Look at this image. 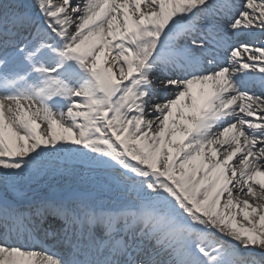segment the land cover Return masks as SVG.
<instances>
[{"label": "snow or ice", "instance_id": "obj_1", "mask_svg": "<svg viewBox=\"0 0 264 264\" xmlns=\"http://www.w3.org/2000/svg\"><path fill=\"white\" fill-rule=\"evenodd\" d=\"M0 264H264V0H0Z\"/></svg>", "mask_w": 264, "mask_h": 264}, {"label": "bare ground", "instance_id": "obj_2", "mask_svg": "<svg viewBox=\"0 0 264 264\" xmlns=\"http://www.w3.org/2000/svg\"><path fill=\"white\" fill-rule=\"evenodd\" d=\"M46 179V178H45ZM258 190L257 191H259V188H257ZM29 195H31V193H29ZM238 199H252V197H250V196H246V195H243V194H241L240 196H238L237 197ZM256 201L255 200H253V203H255Z\"/></svg>", "mask_w": 264, "mask_h": 264}, {"label": "rangeland", "instance_id": "obj_3", "mask_svg": "<svg viewBox=\"0 0 264 264\" xmlns=\"http://www.w3.org/2000/svg\"><path fill=\"white\" fill-rule=\"evenodd\" d=\"M258 190V189H257Z\"/></svg>", "mask_w": 264, "mask_h": 264}]
</instances>
